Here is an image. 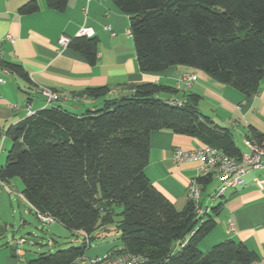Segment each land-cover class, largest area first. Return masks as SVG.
I'll use <instances>...</instances> for the list:
<instances>
[{"label":"trees","instance_id":"16d2710c","mask_svg":"<svg viewBox=\"0 0 264 264\" xmlns=\"http://www.w3.org/2000/svg\"><path fill=\"white\" fill-rule=\"evenodd\" d=\"M130 18V30L143 73H162L185 66L252 98L264 79V0H111ZM64 12L69 0H46ZM40 10L36 0L23 5L21 15ZM97 37L70 39L68 48L89 65L98 62ZM3 69L31 79L20 64ZM108 88H90L101 98ZM175 88L141 84L132 96L107 101L103 108L78 116L62 107H47L10 126L11 142L0 180L20 178L22 195L37 216H49L73 232L89 237L116 225L122 249L112 254L145 256L147 264H252L255 252L226 240L208 252L202 241L217 227L221 206L198 218L194 205L183 211L151 183L150 138L156 131L193 137L204 146L240 158L233 133L218 127L198 109L200 96L191 94L183 106L171 105L162 94ZM246 140L264 145V134L251 129ZM203 191L212 177L198 178ZM14 187V186H13ZM12 194V193H11ZM114 206H120L116 212ZM119 216V221L115 217ZM88 247L42 254L26 264H71Z\"/></svg>","mask_w":264,"mask_h":264},{"label":"crops","instance_id":"0c3cea01","mask_svg":"<svg viewBox=\"0 0 264 264\" xmlns=\"http://www.w3.org/2000/svg\"><path fill=\"white\" fill-rule=\"evenodd\" d=\"M30 1L0 0V40H4L0 49V78L6 80L5 84H0L1 166L4 147L10 142L6 136L7 129L38 110L55 106L81 116L103 108L107 101L130 97L136 86L147 83L179 91L178 94L159 96L167 101L186 102L191 94L200 96V112L218 127L229 129L242 154L241 146H246L245 139L250 136L252 128L264 134V79L259 91L246 99L239 91L190 67H172L162 73H143L138 66L130 18L111 0H69L64 12L48 8L46 0H36L40 10L33 15H21L19 9ZM108 26L110 30L106 29ZM83 27L92 29L93 37L99 40L95 66L89 65L78 53L60 43L62 38L70 40L79 37ZM8 35L15 38L14 44L5 40ZM5 62L22 65L31 83L17 74H5L2 66ZM182 73L197 77L188 90L179 86ZM90 88H108L109 93L101 98H93L86 94ZM42 89L54 91L60 100L49 103L41 94ZM203 146L193 137L166 131L151 134L150 162L145 172L153 186L178 211L187 207L188 188L200 175L198 163L177 164L174 162V152L177 148L191 151ZM217 184L218 180L213 178L204 190L205 202L212 193L210 188ZM13 188L12 194H20L19 197L28 203L22 192ZM219 205L221 211L217 217L223 218L216 217L218 228L207 236L211 237L208 245L203 244L207 237L202 241L201 250L208 252L216 244L234 240L246 245L260 258L264 254V175L251 171L245 177L244 184L229 191ZM114 208L121 209L120 206ZM230 224L233 230H230ZM14 254L15 257L25 256L19 249L14 250Z\"/></svg>","mask_w":264,"mask_h":264},{"label":"built area","instance_id":"2783aa9c","mask_svg":"<svg viewBox=\"0 0 264 264\" xmlns=\"http://www.w3.org/2000/svg\"><path fill=\"white\" fill-rule=\"evenodd\" d=\"M107 30L111 28L106 27ZM80 36L93 37L94 32L90 28L83 27L79 33ZM5 40L10 43H15L16 40L12 35H8ZM4 40H0V49L2 48ZM70 40L68 38H62L60 43L62 46L67 47ZM5 74H10V71L4 69ZM197 77L195 74L182 73L179 78V86L182 89L188 90ZM6 80L0 78V84H5ZM41 94L49 102L53 103L60 100V96L52 90L42 89ZM186 102L183 101H171V105L183 106ZM245 145L248 148L247 153H243L240 158L228 156L223 150L211 147L203 146L196 150L185 151L177 148L174 152V162L180 163H198V173L200 178H216L218 180V187L213 191L208 201H204V191L198 180L195 179L191 182L187 199L188 203L194 205L195 212L198 218L205 217L212 211V207L219 204L225 195L244 184L245 177L251 172H259L264 175V145H258L250 140L245 141ZM3 190H7L9 193L14 192L13 185L0 180V193ZM38 218L44 224H53L56 222L52 217L39 215ZM230 230H233V225L230 224ZM90 237L84 233L83 243L89 248ZM13 245H19L26 243V240L21 238L11 242ZM148 260L145 256L133 255L130 253L112 254L109 253L104 258L88 257L86 254L76 258L71 264H147ZM252 264H264V254L254 261Z\"/></svg>","mask_w":264,"mask_h":264},{"label":"rangeland","instance_id":"374dc122","mask_svg":"<svg viewBox=\"0 0 264 264\" xmlns=\"http://www.w3.org/2000/svg\"><path fill=\"white\" fill-rule=\"evenodd\" d=\"M10 147L11 142L8 141L3 151L2 165L6 162ZM241 149L243 153L248 151V148L243 145ZM10 184L14 185L19 193L23 191L24 185L20 178L13 179ZM217 186L213 185L210 188L211 192L215 191ZM19 196L20 194L9 195L5 190L0 193V264H26L39 259L42 254H55L60 250L84 246V234L70 231L59 222L44 224L32 207ZM120 211L121 209H116L117 213ZM120 219L119 216L115 217L116 221ZM21 238L25 239L26 243L19 245L11 243L12 240ZM209 238L207 237L203 244L208 245L211 240ZM90 241V247L86 252L88 257L104 258L113 250L123 246L121 234L117 231L116 225L95 231L91 234ZM201 247H203L202 244ZM17 249L22 250L25 256L13 257L14 250Z\"/></svg>","mask_w":264,"mask_h":264},{"label":"water","instance_id":"95a60500","mask_svg":"<svg viewBox=\"0 0 264 264\" xmlns=\"http://www.w3.org/2000/svg\"><path fill=\"white\" fill-rule=\"evenodd\" d=\"M13 256L15 257V256H16V254H13Z\"/></svg>","mask_w":264,"mask_h":264}]
</instances>
